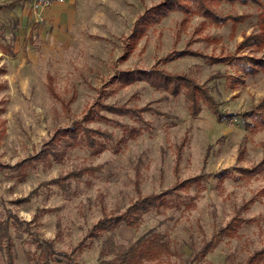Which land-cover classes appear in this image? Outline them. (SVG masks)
Listing matches in <instances>:
<instances>
[{"label": "rangeland", "instance_id": "rangeland-1", "mask_svg": "<svg viewBox=\"0 0 264 264\" xmlns=\"http://www.w3.org/2000/svg\"><path fill=\"white\" fill-rule=\"evenodd\" d=\"M28 1L0 0V162L11 166L0 168V219L17 213L60 251L83 242L74 256L85 264H248L264 252V66L246 72L250 60L236 58H264V47L236 51L257 31L264 4L213 3L247 14L243 22L172 10L135 42L136 20L165 0H66L37 21ZM9 42L14 55L1 47ZM186 48L226 59L176 56ZM154 68L192 77L233 116L219 121L202 102L193 115L183 91L124 83L125 72ZM73 127L76 137L53 142ZM180 184L138 226L89 236L102 217ZM234 218L238 229L218 240ZM156 234L165 246L155 258L124 254ZM11 235L17 264H34L40 249L25 225L11 224ZM253 264H264V253Z\"/></svg>", "mask_w": 264, "mask_h": 264}, {"label": "trees", "instance_id": "trees-1", "mask_svg": "<svg viewBox=\"0 0 264 264\" xmlns=\"http://www.w3.org/2000/svg\"><path fill=\"white\" fill-rule=\"evenodd\" d=\"M236 3L239 2L241 4H250L255 3L262 5L264 4V0H165L160 2L157 5H154L146 10L144 14H142L135 22L133 27V32L131 34V38L139 40L145 33L146 28L151 25L153 22H158L161 18L166 16L172 10H182V11H190L191 7L199 10H202L203 15L210 18L213 21L226 23L228 21L232 22H243L247 14H232V13H219L213 8V3ZM0 8H2L0 4ZM258 29L257 31H253L249 34H245L243 39L236 46V51L241 52L244 51L247 47H254L256 49H261L264 47V13H260V18L258 20ZM4 37L2 30L0 29V39ZM16 37L15 34L12 35V39ZM4 52L14 55V46L13 43L9 42L6 45H1ZM253 48V49H254ZM186 54L197 55L202 57H207L212 62L225 60L226 58H218L217 56L206 55L200 51L193 50L190 48H186L183 50H179L176 56H183ZM238 60H250L251 64L249 66H244V70L246 72H257L260 68L258 65L264 66V58H257L254 55L242 54L240 56H236ZM176 59V58H174ZM5 69L0 66V73ZM126 73V74H125ZM126 79L124 81L125 84L133 82L135 79H146L148 83L152 86L164 89L170 92L173 95H178L182 91L185 94L186 100L189 103V108L191 114L196 115L201 110V102L206 104L208 108L215 114L219 121L226 120L233 116V113L224 112L215 98L211 95V93L201 84L196 82L192 77L188 75L175 74L163 69H150V70H132L129 72H125ZM130 76H128V75ZM1 104V101H0ZM263 105V104H260ZM4 112V108L0 106V116ZM67 132V133H63ZM58 132L53 137V142L61 141V139H66V135H70L71 137H76L79 132L78 129L71 128L69 130ZM81 133V130H80ZM1 136V133H0ZM91 146H94V140L90 143ZM42 153V152H41ZM52 153L55 156H59L54 150ZM44 155L48 156V151L44 152ZM35 158V156H32ZM26 163L31 161L25 160ZM264 164V158L260 162ZM22 163H19L18 166L22 167ZM3 167H11L9 164L0 162V168ZM197 181V179H190L191 181ZM185 187L184 184H180V186H176V189H173L167 194H150L146 195L142 198H139L135 203L130 205L124 212H121L117 215L104 216L91 228L89 232V236L98 237L103 232L106 231H114L120 225L126 224L128 226H138L143 218V216L150 212L154 208H158L160 206H164L168 204L166 196L171 193H177L178 188ZM180 196V194H176ZM235 219V218H234ZM237 219L232 220L226 226L221 227L217 235L218 240H220L226 234H231L235 232L240 223L236 222ZM31 221L22 219L17 213L12 212L11 210L7 211L6 218L0 219V248L4 251L6 255L7 264H17L16 262V252H15V244L11 235V224L16 225L18 227H22L25 225V230H27L31 234V239L33 243L36 244L37 248L40 249V253L35 257L31 255V259L34 261V264H52L53 261H64L65 264H85L82 261H79L75 258L74 253L78 250L80 246L83 245V242L80 243L78 248L72 250L71 253L60 251L55 248L53 240H49L47 238L41 237L36 231L31 228ZM213 245V239L206 240L202 246V248L197 252L196 257L205 256ZM165 244L160 240L159 235H154L152 237L147 238L146 240L143 237H140L135 244L131 245L129 251L124 254L130 255L131 257H139L143 258H155L159 252L162 251ZM264 252H256L253 256L249 258L248 264H253L257 258L261 257Z\"/></svg>", "mask_w": 264, "mask_h": 264}, {"label": "built area", "instance_id": "built-area-1", "mask_svg": "<svg viewBox=\"0 0 264 264\" xmlns=\"http://www.w3.org/2000/svg\"><path fill=\"white\" fill-rule=\"evenodd\" d=\"M66 0H29L30 8L35 12L36 21L43 19L45 12L57 3H64Z\"/></svg>", "mask_w": 264, "mask_h": 264}, {"label": "crops", "instance_id": "crops-1", "mask_svg": "<svg viewBox=\"0 0 264 264\" xmlns=\"http://www.w3.org/2000/svg\"><path fill=\"white\" fill-rule=\"evenodd\" d=\"M66 2V1H65ZM65 2L64 3H57L55 6H53V7H51L50 8V10H48L47 11V16H48V14L50 15H52V14H54L55 13V11H56V9L58 10L59 8H61L62 6H64V4H65ZM52 17V16H51ZM31 19V18H30Z\"/></svg>", "mask_w": 264, "mask_h": 264}]
</instances>
